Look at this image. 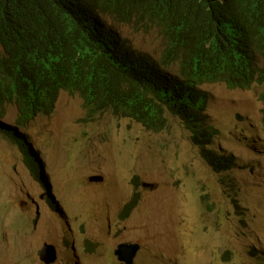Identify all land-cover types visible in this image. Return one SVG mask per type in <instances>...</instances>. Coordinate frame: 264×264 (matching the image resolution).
Masks as SVG:
<instances>
[{"label": "rangeland", "instance_id": "rangeland-1", "mask_svg": "<svg viewBox=\"0 0 264 264\" xmlns=\"http://www.w3.org/2000/svg\"><path fill=\"white\" fill-rule=\"evenodd\" d=\"M122 32L136 53L160 59L157 30ZM201 88L208 125L219 132L210 149L236 159L223 173L202 159L180 119L167 114V127L154 132L113 111L91 118L78 96L63 91L51 115L20 127L54 209L20 149L0 133V264H43L45 243L57 248L55 264H122L114 254L122 243L141 247L135 264H264L261 88ZM17 119L14 105L0 107V121ZM136 191L139 203L122 219Z\"/></svg>", "mask_w": 264, "mask_h": 264}, {"label": "trees", "instance_id": "trees-1", "mask_svg": "<svg viewBox=\"0 0 264 264\" xmlns=\"http://www.w3.org/2000/svg\"><path fill=\"white\" fill-rule=\"evenodd\" d=\"M123 25L157 30L161 58L136 53ZM174 65L178 73L169 74ZM204 80L257 83L264 103V0H0V106L16 105L22 122L51 114L63 87L95 113L113 111L154 131L168 110L194 129V145L221 173L235 158L207 149L219 132L204 127Z\"/></svg>", "mask_w": 264, "mask_h": 264}, {"label": "clouds", "instance_id": "clouds-1", "mask_svg": "<svg viewBox=\"0 0 264 264\" xmlns=\"http://www.w3.org/2000/svg\"><path fill=\"white\" fill-rule=\"evenodd\" d=\"M100 17H101V20L104 22V23H106L109 27H113L114 26V21H115V19L112 17V16H110V15H100ZM123 26H128V27H131L130 25H123ZM123 26H121L120 27V29H121V31H122V27ZM123 33V32H122ZM124 36V35H123ZM160 58H161V56H160ZM181 66V65H180ZM176 67V69H177V71L176 72H173L172 73V71H173V68H175ZM178 68H179V65H174L173 67H171L170 69H167V72H169V74H177L178 73ZM205 82H209V81H203V82H201L199 85H198V91L200 92V93H202V94H204V95H206V110L202 113V115H203V117H204V119H205V125H204V127L205 128H209V127H211L213 130H215V131H217L215 128H213L212 126H209L208 125V117H206V111H207V108H208V103H209V95L206 93V92H204L203 90H202V88H201V86L205 83ZM210 83H222V82H210ZM222 84H225L228 88H230V89H245V88H241V87H230V86H228L226 83H222ZM253 86H259L260 88H261V92H260V95H259V99H260V101L263 103V101L261 100V94H262V92H263V86L262 85H259V84H257V83H254L250 88H252ZM250 88H248V89H250ZM63 91H66V92H68V93H70L69 95H71V96H78L82 101H83V106H84V109L86 110V112H87V114H88V116L89 117H91V118H93V117H95L96 115H99V114H102V113H105V112H98V113H95V112H93L90 108H88V107H86L85 106V102H84V100L77 94V93H74V92H72V90L71 89H68V88H60V90H59V95H58V98H57V102H58V100H59V97H60V94L63 92ZM57 102H56V105H57ZM7 105V104H6ZM11 105H14V104H11ZM56 105H55V107H54V110H53V112L55 111V108H56ZM263 105H264V103H263ZM16 108H17V106L16 105H14ZM0 107H4V106H0ZM168 109V108H167ZM17 110H18V108H17ZM52 112V113H53ZM106 112H108V111H106ZM51 113V114H52ZM51 114H46V113H42V114H39V115H45V116H49V115H51ZM167 114H169V115H171V116H174V115H172L171 114V112L170 111H168V110H166L165 111V114H164V119H165V124H164V127L163 128H161V129H158V128H156L157 129V131H154V130H150L149 128H147V129H149L150 131H154V132H160V131H162L164 128H166L167 127V124H168V121L166 120V116H167ZM39 115H34V117L33 118H31L29 121H25V122H22L21 120H20V118H21V116H20V113H19V110H18V119H17V122L18 123H16V125H13V124H10V123H6V122H2V121H0V133L1 134H3L4 136H6V137H8L19 149H20V151L22 152V154L24 155V162H25V165H26V167L30 170V172L32 173V175L34 176V178L37 180V181H39L42 185H43V187H44V189H45V191L47 192V194L45 195L46 197H47V199H48V202L50 203V205H51V207L52 208H54V209H56V204H55V202L53 201V199H52V197H51V194L49 193V190H48V188L45 186L46 185V181H45V179H44V174H43V166H42V163H41V160H40V158H39V156H38V153L37 152H35L34 151V149H33V147L30 145V143H29V140H28V137L23 133V132H21V130H20V127H23V128H27L28 126H29V124L37 117V116H39ZM117 117H119V116H117ZM174 117H176V118H178V116L176 115V116H174ZM120 118H128V119H132V120H134V121H137L136 119H133V118H130V117H124L123 115H121V117ZM178 119H180V118H178ZM181 120V119H180ZM182 121V120H181ZM262 121H263V124H264V109H263V118H262ZM138 122V121H137ZM138 123H140V122H138ZM182 123L185 125V127L190 131V133H191V141H192V143H193V131H194V129L187 123V122H185V121H182ZM140 124H142V123H140ZM143 125V124H142ZM144 126V125H143ZM145 127V126H144ZM146 128V127H145ZM216 135L217 134H213V137H212V139H211V144L210 145H212V142H213V139L216 137ZM194 144V143H193ZM210 145L209 146H207V149H209L212 153H214V154H216V155H218V156H220V157H229V156H225V155H221V154H217L215 151H213L212 149H210ZM197 147V146H196ZM199 150H200V148L199 147H197ZM200 155H201V157H202V159L206 162V164L209 166V167H211V168H213V166H211V164L209 163V161L207 160V158H206V153L205 152H202L201 150H200ZM230 156H232L233 157V155H230ZM235 161H236V159L234 160V165H230V164H228L227 165V167H229V168H225V170H222L221 171V173H223V172H225V171H227V170H230V169H233L235 166H236V164H235ZM33 165H37V167H38V169H39V174L38 175H36L35 174V172L33 171V169H32V166ZM91 177H95V176H91ZM90 177V178H91ZM96 177H101V176H96ZM90 178H89V182H90ZM102 179H103V177H101ZM103 181V180H102ZM102 181H100V182H102ZM100 182H93V183H100ZM92 183V182H91ZM149 186V185H148ZM144 188H147V186L146 187H144ZM152 188V187H151ZM136 194H138L137 193V191L135 192V194H134V197H133V199H132V201L135 199V198H138V203H139V199H140V197H139V195L136 197ZM132 201H131V203H132ZM138 203H137V205H138ZM129 204V203H128ZM127 204V205H128ZM137 205H136V207H137ZM135 207V208H136ZM125 208V207H124ZM123 208V209H124ZM134 208V209H135ZM123 211V210H122ZM132 213V212H131ZM130 213V214H131ZM121 214H122V212H121ZM121 214H120V217H121ZM129 217V216H128ZM128 217H126V218H128ZM122 218V217H121ZM126 218H122V219H126ZM45 245H51V244H47V243H45L44 245H43V247H42V249L40 250V253H41V251L44 249V246ZM120 245H138V244H131V243H122V244H120ZM120 245H118V247L120 246ZM53 246V245H52ZM139 246V245H138ZM55 247V246H54ZM118 247H117V249L115 250V252H114V254H115V256L117 257V260L120 262V263H122V264H126L125 262H122V261H120L119 260V258H118V256L116 255V251L118 250ZM140 247V246H139ZM56 248V247H55ZM140 249H141V247H140ZM140 249H139V251H140ZM56 250H57V248H56ZM74 251H75V248H74ZM139 251H138V253H139ZM40 253H39V259H40V261L43 263V264H45L42 260H41V258H40ZM138 253H137V255H138ZM137 255H136V257H135V259H134V261H133V263L132 264H135V260H136V258H137ZM57 260H58V251H57ZM56 263V262H55ZM55 263H53V264H55Z\"/></svg>", "mask_w": 264, "mask_h": 264}, {"label": "water", "instance_id": "water-1", "mask_svg": "<svg viewBox=\"0 0 264 264\" xmlns=\"http://www.w3.org/2000/svg\"><path fill=\"white\" fill-rule=\"evenodd\" d=\"M101 177H91L90 182H100ZM148 186V185H144ZM140 247L138 245H120L116 251L119 260L126 264H132ZM40 258L45 264H53L57 261V250L52 245H45L40 253Z\"/></svg>", "mask_w": 264, "mask_h": 264}]
</instances>
